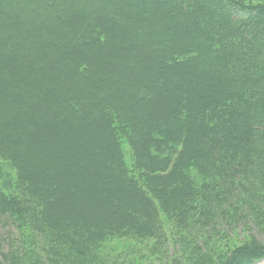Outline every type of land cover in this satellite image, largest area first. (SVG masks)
I'll return each instance as SVG.
<instances>
[{
    "label": "trees",
    "instance_id": "16d2710c",
    "mask_svg": "<svg viewBox=\"0 0 264 264\" xmlns=\"http://www.w3.org/2000/svg\"><path fill=\"white\" fill-rule=\"evenodd\" d=\"M114 243L264 264V0H0V264Z\"/></svg>",
    "mask_w": 264,
    "mask_h": 264
},
{
    "label": "rangeland",
    "instance_id": "374dc122",
    "mask_svg": "<svg viewBox=\"0 0 264 264\" xmlns=\"http://www.w3.org/2000/svg\"><path fill=\"white\" fill-rule=\"evenodd\" d=\"M174 232H171V230H167L165 232V237H162L159 239L160 244L157 246V252L156 256H161L162 258L169 257L170 255H173L176 251V245H175V237L173 236ZM241 234L240 227L236 228L233 232H221L218 235H216V239L228 243L231 245L234 242H238V236ZM215 237V236H214ZM229 237V239H228ZM214 239V238H213ZM151 247L150 246H141L139 248L131 249H125L121 250L120 246H118L116 243H114L112 246L108 248L110 256V262L111 264L114 263H120V264H128L134 258H141V256L147 260V258L152 256L153 251L150 253Z\"/></svg>",
    "mask_w": 264,
    "mask_h": 264
}]
</instances>
